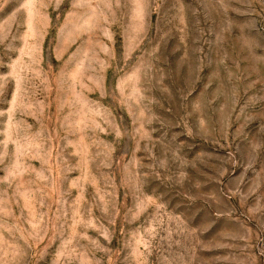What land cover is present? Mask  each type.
I'll return each mask as SVG.
<instances>
[{
	"label": "rangeland",
	"instance_id": "obj_1",
	"mask_svg": "<svg viewBox=\"0 0 264 264\" xmlns=\"http://www.w3.org/2000/svg\"><path fill=\"white\" fill-rule=\"evenodd\" d=\"M0 264H264V0H0Z\"/></svg>",
	"mask_w": 264,
	"mask_h": 264
}]
</instances>
